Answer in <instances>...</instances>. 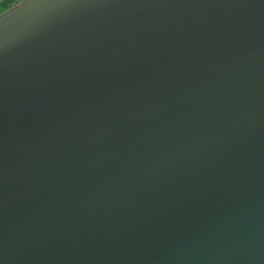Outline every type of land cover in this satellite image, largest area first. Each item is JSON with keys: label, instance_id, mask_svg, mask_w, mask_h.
Listing matches in <instances>:
<instances>
[{"label": "water", "instance_id": "95a60500", "mask_svg": "<svg viewBox=\"0 0 264 264\" xmlns=\"http://www.w3.org/2000/svg\"><path fill=\"white\" fill-rule=\"evenodd\" d=\"M0 264H264V0L1 12Z\"/></svg>", "mask_w": 264, "mask_h": 264}, {"label": "trees", "instance_id": "16d2710c", "mask_svg": "<svg viewBox=\"0 0 264 264\" xmlns=\"http://www.w3.org/2000/svg\"><path fill=\"white\" fill-rule=\"evenodd\" d=\"M20 0H0V13L14 5Z\"/></svg>", "mask_w": 264, "mask_h": 264}]
</instances>
